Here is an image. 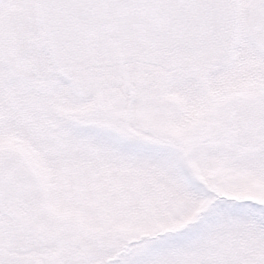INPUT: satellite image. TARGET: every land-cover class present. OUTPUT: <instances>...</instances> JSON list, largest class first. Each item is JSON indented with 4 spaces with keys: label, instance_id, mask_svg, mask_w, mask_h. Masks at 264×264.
Here are the masks:
<instances>
[{
    "label": "snow or ice",
    "instance_id": "snow-or-ice-1",
    "mask_svg": "<svg viewBox=\"0 0 264 264\" xmlns=\"http://www.w3.org/2000/svg\"><path fill=\"white\" fill-rule=\"evenodd\" d=\"M0 264H264V0H0Z\"/></svg>",
    "mask_w": 264,
    "mask_h": 264
}]
</instances>
